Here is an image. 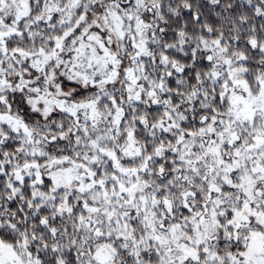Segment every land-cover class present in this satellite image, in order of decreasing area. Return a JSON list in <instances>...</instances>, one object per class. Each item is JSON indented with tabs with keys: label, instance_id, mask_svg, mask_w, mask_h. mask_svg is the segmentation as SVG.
<instances>
[{
	"label": "snow or ice",
	"instance_id": "6c2138e0",
	"mask_svg": "<svg viewBox=\"0 0 264 264\" xmlns=\"http://www.w3.org/2000/svg\"><path fill=\"white\" fill-rule=\"evenodd\" d=\"M0 264H264V0H0Z\"/></svg>",
	"mask_w": 264,
	"mask_h": 264
}]
</instances>
